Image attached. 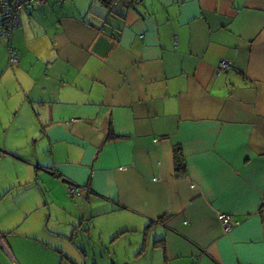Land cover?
Returning a JSON list of instances; mask_svg holds the SVG:
<instances>
[{
	"label": "crops",
	"instance_id": "0c3cea01",
	"mask_svg": "<svg viewBox=\"0 0 264 264\" xmlns=\"http://www.w3.org/2000/svg\"><path fill=\"white\" fill-rule=\"evenodd\" d=\"M102 215L123 259L264 264V0H42L0 33V264L87 260Z\"/></svg>",
	"mask_w": 264,
	"mask_h": 264
},
{
	"label": "rangeland",
	"instance_id": "374dc122",
	"mask_svg": "<svg viewBox=\"0 0 264 264\" xmlns=\"http://www.w3.org/2000/svg\"><path fill=\"white\" fill-rule=\"evenodd\" d=\"M67 198L69 201L71 200L69 197ZM106 216L109 218H107ZM99 218H105L104 225L109 223L111 227L105 228L102 232V239L105 240L104 247H101L100 243L98 242V235L100 234V232L97 226L96 229L92 231L91 238H87L88 236H86V238L84 239L87 244L91 245H87V247L85 248V250H87L88 252L87 260H85L82 256H79V247L81 248L82 246H79V241L77 238H75L74 241L69 244L73 245L72 247H70L73 250L70 249V256L68 255L70 257V260L67 259L63 264H161L160 259L159 262L156 263V253L152 252V250L148 251L146 257L139 260L134 261V258H132L131 260L123 259L122 255H125L123 253V250L125 249L124 240L119 239L114 240L113 242L110 241V239L114 237L113 234L116 232V230H113L116 227L114 223L120 221L121 219L116 217L111 218L110 215H102L99 216ZM16 231L18 232V234L23 233L22 229H18ZM87 239H90V242H87ZM22 249L23 248L21 246H18L19 252L22 251ZM128 255H130V251Z\"/></svg>",
	"mask_w": 264,
	"mask_h": 264
},
{
	"label": "built area",
	"instance_id": "2783aa9c",
	"mask_svg": "<svg viewBox=\"0 0 264 264\" xmlns=\"http://www.w3.org/2000/svg\"><path fill=\"white\" fill-rule=\"evenodd\" d=\"M42 0H0V33L2 36H6L7 38L10 37L12 30L17 26L19 13L22 9L28 8L33 4H39ZM8 56H9V63L15 64L18 62V55L16 51L11 47L8 46ZM219 65L222 68L227 67V62L223 59L219 60ZM68 192L70 196L76 197L79 196L81 193V188L76 186H70L68 188ZM219 219L221 220L225 230L230 229L232 226L230 221V215L225 213L218 214ZM1 240V238H0Z\"/></svg>",
	"mask_w": 264,
	"mask_h": 264
},
{
	"label": "trees",
	"instance_id": "16d2710c",
	"mask_svg": "<svg viewBox=\"0 0 264 264\" xmlns=\"http://www.w3.org/2000/svg\"><path fill=\"white\" fill-rule=\"evenodd\" d=\"M33 5H35V4H33ZM33 5H32V6H33ZM30 7H31V6H30ZM177 161H178V166L180 167V166H181V161H180L179 157H178V160H177ZM179 169H180V168H179ZM177 172H179V171H177Z\"/></svg>",
	"mask_w": 264,
	"mask_h": 264
}]
</instances>
